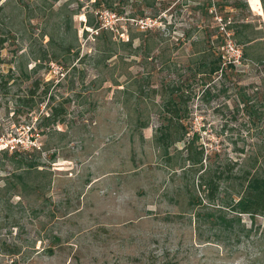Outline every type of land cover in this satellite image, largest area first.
I'll list each match as a JSON object with an SVG mask.
<instances>
[{"label":"rangeland","instance_id":"obj_1","mask_svg":"<svg viewBox=\"0 0 264 264\" xmlns=\"http://www.w3.org/2000/svg\"><path fill=\"white\" fill-rule=\"evenodd\" d=\"M93 1L0 0V150H42L53 175L49 185L32 176L41 188L9 201L0 193V264H264V216H241L251 233L240 243L218 240L188 205L183 143L165 151L155 140L165 87L182 82L187 137L237 172L263 167L264 2L256 11V0ZM226 19L253 25L254 60L240 59ZM208 47L235 69L203 82L191 76L193 58ZM34 79L27 106L19 97ZM56 105L64 121L46 125ZM5 166L0 159V176Z\"/></svg>","mask_w":264,"mask_h":264},{"label":"trees","instance_id":"obj_2","mask_svg":"<svg viewBox=\"0 0 264 264\" xmlns=\"http://www.w3.org/2000/svg\"><path fill=\"white\" fill-rule=\"evenodd\" d=\"M262 1L264 2V0ZM101 2L105 3V8H108L107 0H94L92 5L98 7ZM85 17L89 27L94 29L100 27L94 13L86 12ZM225 26L227 27L226 34L230 36V39L242 46L240 59L254 60L255 58L249 55V50L253 47V42L256 41V38L252 37L253 25L250 21L228 20L227 22L226 19ZM104 32L105 29H102L95 36L99 37ZM84 33L87 35L88 31L85 30ZM3 41L4 39L0 38V48ZM66 50L70 49L66 48ZM194 54L195 64L191 76L195 78L201 74L200 79L203 82L206 79L213 80L218 75H220L219 78L226 77L235 69L233 61L226 60L223 53L217 52L213 48L198 50ZM181 83L165 87L167 97L160 105L162 118L157 127L159 134L155 137L156 143L162 146L165 151L172 145L183 143V154L177 169L181 171L180 177L184 181L188 205L194 210L193 214L198 226L207 223L209 228L214 230L215 234L213 235L218 240L231 239L235 243H240L251 233V227H246L241 216L247 214L252 224L256 216H264V158L263 167L255 168L252 172L250 170L237 172L234 170L233 161L222 159L216 151H212L211 156L202 145H198L195 133L191 137H187L186 89ZM39 87L40 83L37 79L31 81L25 89V95L19 97V101L24 105L32 106L34 104L31 102L32 98L36 95ZM151 91L155 93L156 89L153 88ZM135 92L137 98H141V88H137ZM207 92L208 88L203 90L204 95ZM45 94L46 90L41 92V95ZM236 96L242 105V113L248 118H252L253 108L249 93L239 90ZM64 115L65 111L62 106H51L49 113L42 117V121L46 122V125L62 123ZM139 126L141 128L148 127V121L141 122ZM33 151V147L31 150L17 147L0 150V159L4 162V166L6 165L2 169L4 175L0 176V180H3V182L0 181V193L8 196L7 201L15 192L25 191L28 187H34L35 190L40 189V185L33 182L35 181L34 177L43 176L46 185L52 182V171L41 159L40 152L42 150H37L39 153L37 155ZM215 156L216 159L212 158ZM259 156L250 155V158L258 160ZM206 159H208V163L204 164ZM215 160H218L217 163ZM32 176L33 178H31ZM10 224L13 223L10 222ZM165 264L174 263L169 261Z\"/></svg>","mask_w":264,"mask_h":264},{"label":"crops","instance_id":"obj_3","mask_svg":"<svg viewBox=\"0 0 264 264\" xmlns=\"http://www.w3.org/2000/svg\"><path fill=\"white\" fill-rule=\"evenodd\" d=\"M261 1V6H262V0ZM248 4L251 5V2L250 0H247ZM257 4H256V7L259 5V0H256ZM251 7V6H250ZM252 8V7H251ZM258 7L255 9L257 11ZM260 12V11H259Z\"/></svg>","mask_w":264,"mask_h":264},{"label":"built area","instance_id":"obj_4","mask_svg":"<svg viewBox=\"0 0 264 264\" xmlns=\"http://www.w3.org/2000/svg\"><path fill=\"white\" fill-rule=\"evenodd\" d=\"M238 50V49H237ZM238 52H239V50H238Z\"/></svg>","mask_w":264,"mask_h":264}]
</instances>
